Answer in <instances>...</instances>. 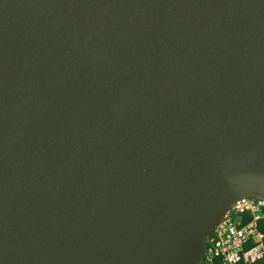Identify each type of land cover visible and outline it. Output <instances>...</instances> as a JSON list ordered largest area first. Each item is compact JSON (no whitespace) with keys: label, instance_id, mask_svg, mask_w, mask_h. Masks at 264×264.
<instances>
[{"label":"water","instance_id":"obj_1","mask_svg":"<svg viewBox=\"0 0 264 264\" xmlns=\"http://www.w3.org/2000/svg\"><path fill=\"white\" fill-rule=\"evenodd\" d=\"M263 181L264 0H0V264H200Z\"/></svg>","mask_w":264,"mask_h":264},{"label":"built area","instance_id":"obj_2","mask_svg":"<svg viewBox=\"0 0 264 264\" xmlns=\"http://www.w3.org/2000/svg\"><path fill=\"white\" fill-rule=\"evenodd\" d=\"M243 202L247 203L237 206L235 215L229 212L206 237L200 264H213L216 259H222L225 264L241 261L250 264L264 259V233L258 225V220L264 217V198L248 196ZM246 211L253 218L243 223Z\"/></svg>","mask_w":264,"mask_h":264},{"label":"bare ground","instance_id":"obj_3","mask_svg":"<svg viewBox=\"0 0 264 264\" xmlns=\"http://www.w3.org/2000/svg\"><path fill=\"white\" fill-rule=\"evenodd\" d=\"M264 186V181L257 185L242 184L235 190L234 196L228 205V207L222 212L217 220L211 225L214 229L217 225L224 221L233 207H237L244 201L249 195H255L259 198H264L263 195H259L256 191ZM206 236L208 234H205ZM201 240L189 242L186 244H180L171 248L162 250L163 255L169 260L170 252L173 250H184L181 259L178 261L179 264H195L198 259V246L201 244Z\"/></svg>","mask_w":264,"mask_h":264},{"label":"trees","instance_id":"obj_4","mask_svg":"<svg viewBox=\"0 0 264 264\" xmlns=\"http://www.w3.org/2000/svg\"><path fill=\"white\" fill-rule=\"evenodd\" d=\"M262 211L264 213V206L262 207ZM252 218H253L252 213L250 211H246V213L244 214V220H243L244 222L243 223L252 220ZM258 225H259L260 230L264 233V217H262L258 220ZM213 264H225V263L222 261V259H216ZM236 264H249V263H245V262L241 261V262H238ZM250 264H264V259L259 260L255 263H250Z\"/></svg>","mask_w":264,"mask_h":264},{"label":"rangeland","instance_id":"obj_5","mask_svg":"<svg viewBox=\"0 0 264 264\" xmlns=\"http://www.w3.org/2000/svg\"><path fill=\"white\" fill-rule=\"evenodd\" d=\"M248 202V201H247ZM247 202H243V203H241L240 205H244L245 203H247ZM237 211V208L235 207V208H232L231 210H230V215H235V212Z\"/></svg>","mask_w":264,"mask_h":264}]
</instances>
